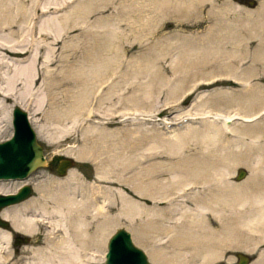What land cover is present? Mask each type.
I'll use <instances>...</instances> for the list:
<instances>
[{"label":"rangeland","instance_id":"1","mask_svg":"<svg viewBox=\"0 0 264 264\" xmlns=\"http://www.w3.org/2000/svg\"><path fill=\"white\" fill-rule=\"evenodd\" d=\"M79 1H54L53 4L48 6L53 7L44 12L42 6L49 3L48 0H37V2H34V0H2L6 5L7 9L5 10L8 11V16L13 17L11 21L13 24L6 29H0V38H6V45L9 46L10 44L12 49L22 48V53L10 52L8 51L10 48L7 47L8 50L0 48V57L6 60L9 59L8 61L11 64L16 61L24 66H28L36 60L37 69L43 71L46 64L45 59L48 56L47 44L52 40L39 34L37 32L38 26L50 16L61 18L66 12H70L72 7L78 4ZM126 1L110 0L111 3L105 2L107 8L93 12L85 26V28L96 29L97 27H94V24L101 21L103 23L108 22L115 27V36L118 37L116 38L117 46L121 50L120 68L117 75L113 77L114 82H118L114 88L117 95L112 99L111 97H105L104 93L107 90L105 83L96 96L93 95L87 100L88 104L85 101V109L80 110L81 112H74L75 116L72 115V117L66 118L65 121V119L59 117V110L65 112L69 107L70 100H73L68 97L70 93L67 95L69 91L66 92L75 86V83L73 84V81H71L74 77L70 70L71 66L66 68L68 69L67 72L65 67L62 68L61 71L65 73L61 74V72L56 77L57 82L63 76L69 81L62 78L64 81L62 79L61 83L59 81L60 85L52 89L51 95H49L46 87L41 86L42 84H38L31 93L25 92L21 102L28 117L30 118V113L35 114L44 127L45 136L38 137L37 135V138L43 146L48 166L37 168L24 180L0 181L11 189H17L22 183L30 184L33 187L30 200L41 198V195L34 189L33 183L43 184L48 180L66 182L69 179L68 177H75V181L71 182L72 189L70 191L73 194L76 193L77 198L83 196L84 193L89 195L97 193L100 196L98 198L99 202H102L104 195L108 196L109 194V197H107L109 201L105 202V215L102 216V219L107 218L112 219V221L106 226L105 237L99 244L100 252L97 254V264H104V261L100 260L102 252L107 248V240L116 229L121 227L127 228L131 232L135 244L147 252L150 262L153 260L151 264H178L176 260H170L160 254L162 250H173L176 247L185 249L187 252V258L181 264H195L194 259L191 258L194 252L193 249L197 244L191 241L192 239H185L184 234L180 235L178 233L177 239L172 238V236H169L170 233L167 228L177 224L182 229V225H188L195 219L191 213H183L182 211L187 210L186 205L190 208H196L188 200L195 193H200L202 186L187 185L185 188H178L180 189L178 190L177 186H169L171 177H174L177 173L181 177H206L202 174L203 172H200V165L197 164V161L204 158V161L211 164L207 169L208 173L211 174L207 176H222L223 174V181L215 179L211 183L212 186H220L219 181V183L229 181L227 183L229 187L236 184L235 187L245 188L243 192L247 194L259 193L264 189V47L259 46L260 37L263 38L264 43V19L260 21V26L258 23L257 27L254 25L257 21L256 17L258 19L264 18V0H202L203 2L201 0H187L188 3L186 0H136L134 10L127 17L123 16ZM251 1L254 3L251 4ZM231 3L233 4L231 5ZM19 5L22 9L25 7L28 10L26 16L19 13ZM120 6L122 7L120 8ZM139 6H142V8L138 9ZM259 7H262V11ZM225 11L226 13H224ZM249 12L252 16L249 15ZM113 14L116 19L111 17ZM71 16L67 21L71 22L73 20V16ZM125 17L127 18L126 21L123 20ZM8 19L11 20V18ZM243 20L249 21V23L253 21L252 25H248L245 29L243 24L239 25L240 21L243 22ZM253 26L254 29H252ZM66 35H69V37ZM66 35L65 41L68 40L67 43L71 44H74V42L76 44L77 37H81V39L83 37V40L89 38L87 42L91 41V36L88 34L82 36L79 29L71 30ZM71 44H68V50L65 49L66 51L63 54L69 55V61H73L72 63L75 64V61L78 60V53L69 48L73 45ZM61 46L62 43L53 45L57 56ZM124 47L125 49L131 48V51L126 52L127 54L123 53L122 48ZM62 64L59 62V65ZM3 68L6 74L14 76L13 65L5 63ZM51 68L54 69L56 66L54 65ZM149 86L151 87L149 88ZM66 88L67 90H65ZM146 89H150L151 92L148 90L146 92ZM143 93H146L145 98ZM100 94L103 96H99ZM136 99H140L137 100V104H135ZM130 100L132 102H129ZM15 106L17 105L13 106L12 101L5 103L6 110L8 108L10 111L11 120L12 110ZM209 106H212L210 111L208 110ZM24 108L22 109L24 110ZM233 113L259 115L252 121H242L241 123L240 120L234 119L230 122L233 129L240 128L243 135L241 138L236 133L223 130L226 128L223 126L221 119ZM212 116H216V124L221 127L220 129L223 128L222 132L224 133L218 135L219 137L216 136L219 146L217 148L210 147V149L215 148L218 150L217 153L207 156L204 153L206 154L209 148L200 131L207 129L210 121L213 120ZM99 127L109 129L107 131L110 132H116L115 146L111 149L113 151L106 150L105 153L97 151L99 146L97 145L96 128ZM189 128L196 131L182 139V147L181 145L172 147L165 140L175 133ZM3 129L5 132L4 136L0 137V142L12 135V121L10 125L7 124ZM255 132H259V137L255 136L257 134ZM88 146L92 149L90 153L87 151L88 148H85ZM81 149L84 150L81 151ZM222 149L223 151H220ZM227 152L230 154H227ZM65 154L74 160V166L67 171L66 175L58 176L55 173V168L58 160L64 158ZM89 154L90 156H88ZM114 155L115 161L112 159ZM226 155H229L228 157L232 155L231 158L233 159L228 158ZM206 157L210 160L208 161ZM224 157L227 158L226 161H223L225 160ZM230 160H234L235 163ZM220 161L222 162L220 163ZM223 162L227 164L225 165ZM108 167L116 168L118 177H130L136 191L147 192L140 195L123 184L100 179L102 175L110 176L108 171L110 172L111 169L109 170ZM239 169H244L247 172L242 180H236V173ZM222 170L227 171L225 173ZM167 182L168 193H166V196L173 193L172 196L168 199L162 197V200L155 199L153 194L159 195V192H157L159 186ZM41 190L42 193L45 191L43 187H41ZM118 190L128 194L134 200L135 204L132 210L134 214L130 213L128 215V213L123 212L120 196L117 194ZM48 204L54 206L52 201ZM172 207H174L172 211L167 210ZM156 213L157 215L158 213L163 214L165 219L160 222L154 221L152 215ZM173 217L174 219H172ZM213 224L211 225L216 229L220 228L215 221H213ZM6 231L16 233L12 226ZM44 233L43 228L42 232L36 237L17 232V234L29 237V241L17 246H14L11 233L10 249H8L10 252L4 260L5 262L3 261L0 264H22L25 258L28 259L32 255L29 249L46 245L48 241H46ZM244 234L247 235H245L246 237L253 239L248 241L247 248L242 244H238L242 243L238 237L235 240L236 244L228 247L230 249L225 248L209 264H238V253L248 256L250 258L248 264H253L258 256L264 252V229L258 233L257 231H250ZM174 240L180 242L177 241L176 243ZM188 259H190V262Z\"/></svg>","mask_w":264,"mask_h":264},{"label":"bare ground","instance_id":"2","mask_svg":"<svg viewBox=\"0 0 264 264\" xmlns=\"http://www.w3.org/2000/svg\"><path fill=\"white\" fill-rule=\"evenodd\" d=\"M35 1L37 2V0H34V2ZM54 1L60 2L61 0H50V1L48 0V2H49V3H47L48 5L44 4V6H42L43 11L47 12L51 7H53V6H51V7H48V6L50 4H53ZM80 1L78 4H75L72 7V10L70 12H66L65 15L62 16L61 18L50 16V17L46 18L45 20H43V22H41L40 25L38 26L37 32L39 34L43 35L44 37L52 40V42H49L47 44L48 45V54H47L48 56L45 59L46 64H45V67H43V71H39L37 69L36 60L34 62H31L30 64H28V66H24V65L18 64V62H16V61L12 62L13 64H11L8 61L9 59L6 60V59H3L0 57V67H1L0 68V137L5 132L3 127L6 126L7 124L10 125L11 121H12L10 118V113H9L10 111L8 110V108L6 110L5 103L8 101H12L13 106L17 105L21 108H24L23 103L21 102L23 94L25 92L31 93L34 89H36L38 84H42L41 85L42 87H46L49 95H51L52 89H55L56 86L60 85V83L62 82L61 81L62 78H65V81L67 80V78L64 77L63 75H62L63 77L62 78L60 77V79H59L60 83H59V81L57 82L58 79L56 80V77L59 76V74L62 72L61 71L62 68H64V67L66 69L67 67L71 66L72 69L70 68V70L74 76L71 81H73V84L75 83V86L73 88H71V89L68 88L69 90H67V88L65 89V90H67L66 92L69 91L67 95H69V93H70V95L68 97H71L73 99V100H70V104H69L68 109L65 112L59 110V117L60 118L62 117V119H65V121H66V118L68 119V117H70V116L72 117V115L74 117L75 116L74 112H77V111L81 112L80 110L85 109V101L88 104L87 100L90 99L91 96H93V95L96 96L99 93L100 88L102 86H104L105 83H106V87H107V90L104 93L105 97H108V98L111 97V99H112V97L114 98L115 95H117L116 90L114 91V88L116 87L115 84H118V82H114L115 79L113 80V77L115 75H117V71L120 68L119 60H120L121 50L117 46L116 38H118V37L115 36L116 35L115 27L111 26L112 24H110L108 22L103 23L101 21H97L96 22L97 24L95 23L96 26L94 24V27H97L96 29H89V27L85 28V26L87 24V20L90 17V15L93 14V12H97L98 10H100L102 8H105V7L107 8V3H105V2H109V3H111V2H110V0H103V1L102 0H82L81 2ZM177 1H179V0H177ZM210 1H212V0H210ZM201 2H203V1L201 0ZM187 3H188V1H187ZM228 4H230V3H228ZM232 4L233 3H231V5ZM115 5H116V3H115ZM135 5H136V0H127L126 4H125V7H126L125 12H124L125 14L123 16L127 17L128 14H130L134 10ZM175 5L177 6V4H175ZM19 7H20V9L18 8V11L20 10L19 13H23V15L26 16L28 13V10L25 7L22 9L20 5H19ZM121 7L122 6H120V8ZM226 7H228V6H226ZM262 7H259V8L261 9ZM141 8H142V6H139L138 9H141ZM231 8H232V6H231ZM5 9H7L6 5H4L2 0H0V29H6V28H8L9 25L11 26L13 24V22H11L13 17L8 16L9 15L8 11H6ZM228 9H230V8H228ZM230 10L232 11V9H230ZM261 11H262V9H261ZM261 11L259 10V12H261ZM244 12H246V11H244ZM250 12L252 13V11H250ZM250 12H249V15H251ZM224 13H226V11ZM224 13H222V14H224ZM71 15L73 16V20L71 18L72 21L69 22V20L67 21V19H69V16H71ZM111 17L113 19H116V16H114V14ZM126 17L123 19L124 21H126V19H127ZM8 18H11V20ZM256 19H257V21L254 25L257 27V23L260 26V21L263 20L264 18L258 19L256 17ZM108 21L110 22V20H108ZM240 22L241 23L239 25L243 24V27H245V29H246V27L248 25L249 26L252 25L251 23L253 21H250L251 23H249V21H244V20H243V22L242 21H240ZM92 27H93V25H92ZM77 29H79L81 31L82 36H85L83 34L90 35L91 41L89 40V42H87L89 38L86 40H83V37L81 39V37H77V35H78L77 34L76 35L77 40L75 39L76 44H75V42H74V44L72 43L73 45L71 43H67L68 40L65 41V35L67 33L71 32V30H77ZM252 29H254V26ZM259 29H260V27H259ZM262 31H261V33H263ZM261 33H259V34L262 35ZM260 35H259V37H260ZM67 37H69V35ZM86 37H88V36H86ZM251 37H253V36H251ZM254 38H253V40H254ZM6 43H7L6 38H0V48L5 49V50H8L10 48L11 50L10 49L8 50L10 52L22 53V48L12 49L10 44H9V46H7ZM8 43H11V42H8ZM60 43H62V46H61V49L58 53L59 55L57 56L56 51H54V49H53V45L54 44H60ZM68 44L72 45L69 48L74 49L75 53H78V56H77L78 60L75 61L76 62L75 64L72 63L73 61L72 62L69 61V55H67L65 53L63 54V52L66 51L65 49L68 48ZM259 46L264 47L263 38H261V37L259 38ZM122 50H123V53L127 54L129 51H131V48L125 49V47H124V48H122ZM59 62L63 63V64L59 65ZM5 63H8L9 65L14 66V74H13L14 76H10L9 74L5 73V71L3 70ZM54 65L56 66V68L52 69L51 67H53ZM67 71H68V69H66V72ZM64 73L62 72L61 74H64ZM69 75L71 76L70 73H69ZM120 78H121V76H120ZM62 80L64 81V79H62ZM67 81H69V80H67ZM179 84H178V87H179ZM65 85L67 86V84H65ZM150 87L151 86H149V88ZM147 90L150 91V89H146V92H147ZM179 90H181V89H179ZM55 91H57V90H55ZM53 94H55V93H53ZM145 95H146V93L145 94L143 93L144 98H145ZM99 96H103V95L100 94ZM105 97H103V98L105 99ZM105 100H107V99H105ZM137 100L139 101L140 99H136L135 104L138 103ZM211 100H213V99H211ZM220 100L222 101V99H220ZM110 101H112V100H110ZM135 101H133V102H135ZM129 102H132V100H130ZM239 103H241V102H239ZM245 105H246V103H245ZM237 106H239V104H237ZM211 107L209 106V108H208L209 111L212 110ZM241 108H242V106H241ZM24 110H26V109L24 108ZM73 110H75V111H73ZM112 111H114V110H112ZM219 111H221V110H219ZM250 113L249 114L248 113H239V114L233 113V114L227 115L226 118L221 119L223 126L226 128V129H223V128L222 129L225 131H229V132L231 131L232 133H236L239 136V138L243 137L242 132L240 131V128L239 129L238 128L233 129L230 126V122L233 121L234 119L240 120L241 123H242V121L243 122L244 121H252V120H255L259 116V115H254V113L253 114H250ZM86 114H87V112H86ZM212 117H213L212 118L213 120L210 121V124L207 126V129L200 131L202 138L205 139V141H207L206 144L208 145L209 149H210V147L212 148V146H214L216 148L219 146V141H218L217 137H219L218 135H223V133H224V132H222L223 130L220 129L221 127L217 126V124H216V121H217L216 116H212ZM29 120L31 122V125L35 129V132L37 133L38 137L45 136L44 135V127L40 124L37 116L35 114L30 113ZM96 129H97L96 130L97 145L99 146V148H97V151H100L101 153H105L106 150L113 151L111 149H113V147L115 146L114 142H115V137L117 136L116 132L115 131L114 132L113 131L112 132L107 131L109 129H103L102 127L101 128L99 127ZM193 131H196V130L189 128L187 130L177 132L172 137H169L165 140L167 141V143L172 145V147H174V146L179 147L180 145L182 147V144H183L182 139L186 135L191 134ZM255 133H257L255 136L259 137V132H255ZM195 138H197V137H195ZM253 139H255V138H253ZM216 143H217V145H216ZM85 148H88V150H87L88 153H90L92 151V149H90L89 146L85 147ZM209 149H207V152H206V154L204 153V155H207V156L211 155L212 156V154H215L218 151L215 148L210 149V150ZM223 149L220 151H223ZM225 149H226V147H225ZM82 150H84V149H81V151ZM230 153H231V151H230ZM230 153L227 152V154H230ZM146 154L148 155L147 152H146ZM88 156H90V154ZM215 156H217V155H215ZM223 156H225V155H223ZM223 156H222V158H223ZM226 156L228 157L229 155H226ZM231 156L228 158L233 159V158H231ZM114 157H115V155L112 156V159L115 161ZM75 159H77V158H75ZM110 159H111V157H110ZM199 159H201V157H199ZM206 159H207V157H206ZM224 159L225 160H223V161L227 160V158H225V157H224ZM234 160H232V161L230 160V161L233 163ZM109 161H111V160H109ZM238 161H240V160L238 159ZM242 161L244 162V160H242ZM221 162L222 161H220V163ZM257 162H256V164H257ZM108 163H110V162H108ZM234 163H235V161H234ZM197 164L200 165V168H201L200 172L201 173L203 172L202 174L205 175L206 177H199V176L181 177L177 173L174 175V177H171V181L169 182L170 183L169 186H171V185H174L175 187L177 186V189L178 188L182 189V188H185V186H187V185L189 186V185H194V184L202 186V190L200 191V193H195L188 200L189 202H192L196 208L194 209V208L187 207V205L185 204L187 210L182 211L183 213H187V212L191 213L192 215H194L195 219L192 222L188 223V225H185V226L182 225V229H181V226L177 225V224H175L174 226L173 225L169 226L167 229L169 230V233H170L169 236H172V238L175 237L177 239L178 233L180 235L184 234L183 237L185 239H187V240L192 239L191 241H194V243L197 244V246L193 249L194 252H193L192 258H191V259H194L195 264H209L215 257H217L221 252H223V250L225 248L231 247L234 244H236L235 240L238 237H239L238 238L239 241H242V243H238V242L237 243L242 244L245 248H247L248 241L253 240V239L246 237L247 235L244 234L245 232L257 231V233H258L262 229H264V189H262L261 192L255 193V194H250L248 191L249 194H247V193L243 192V190H245V188L241 189L240 186L235 187L236 184H234V186H232V187H229L227 184L229 181L226 182L225 180L224 181L226 184L224 182L219 183L220 182L219 181L218 184L219 185L221 184L220 186H217V187L212 186V184H211L212 181L215 179L222 180L223 174H222V176H217V175L216 176L215 175L214 176H207V175L211 174L210 172L208 173V170H207V169H209L211 164H209L207 161H204V158L201 159V161H197ZM216 164H217V161H216ZM223 164L226 165L227 163L223 162ZM114 165H115V163H114ZM212 165H214V164H212ZM215 167H218V166H215ZM197 168H198V166H197ZM108 169L109 170L111 169L110 172L107 170L110 176H103L102 175V177L100 179H103V180L107 179L108 181H114V182L123 184V185L127 186L128 188H131L134 192H137V194H140V195H143L147 192V191L146 192L144 191L145 192L144 193V192L136 191L130 177H118V174L116 173V171H117L116 168L113 169L112 167L111 168L108 167ZM127 169H128V167H127ZM220 170H219V172H221ZM226 171H225V173H226ZM218 175H219V173H218ZM104 177H106V178H104ZM68 178L69 179L66 182L49 181L48 180V181L44 182L43 184H34L33 183L34 189L41 195V198H38V199H32L31 198L32 200L29 199L30 201L27 200L28 202L24 201V202H21L19 204L14 205L16 207L11 206L12 208L11 207L5 208L1 211L0 215L3 218L10 221L11 226L15 232H21V233L26 234L28 236L31 235V237H36L38 234H40V232H42V228L45 230L44 236L47 239L46 241H48V242H46V245L43 247H37V248L29 249L31 251L32 255L28 259H26V258H25V260L22 259L23 260L22 264H97V262H96L98 259L97 254L100 252L99 251L100 250L99 244L101 243V241L105 237L104 231H105L106 226L108 224H110V221H112V219H107V218L102 219V216L105 215V211H104L105 208L104 207H105V202H107V200H108L107 197H109V194H108V196L104 195L105 197H104V199H102V202L101 201L99 202L98 198L100 196L97 193H96L97 195L95 193L92 195L84 193L83 196H78V198H77L76 193L73 194L70 191L72 189L71 182L75 181V177H68ZM167 184H168V182L163 183L159 186V190H157V192H159V195H157L156 193L153 194L155 199H161V197L163 199H168V197L172 196L173 193L171 195L166 196V193H168L167 192L168 191ZM41 187H43L45 190L43 193H42ZM15 189L8 188V186L6 184H3V182L0 181V193H12V192L16 191ZM180 189H178V190H180ZM230 189H231V191H230ZM117 194L120 196L121 206L123 208V212L128 213V215L130 213H133L132 210H133V207L135 204L133 202L134 200H132L131 197L128 196V194L122 192L121 190H118ZM51 201L54 202V206H49L48 203ZM171 203H173V202H171ZM137 206H139V205H137ZM173 209H174V207L169 208L167 210L172 211ZM138 211H137V213H138ZM138 215H139V213H138ZM152 216H153L154 221L156 220L157 222H160V221L165 219L164 215L160 214V213H158V215L156 213L155 215H152ZM144 217H146V216H144ZM132 218H134V217H132ZM132 218H130V219H132ZM130 219H128V220H130ZM172 219H174V217ZM213 221H215L216 223L219 224V226H220L219 229L218 228L216 229L215 227H213L211 225V224H213ZM11 233L6 231V229L0 228V263H2L6 259L8 253L10 252L8 249H10ZM251 236H253V235H251ZM174 241H176V243H177V241H179V240H174ZM184 241H186V240H184ZM228 249H230V248H228ZM242 249H244V248H242ZM11 250H12V248H11ZM187 250H189V249H187ZM5 251H7V253L4 254ZM105 251L102 252V258L100 261H104L102 259L104 258ZM245 251H248V250H245ZM160 254L163 255V257H166L170 260H176V262H178V264L184 263L186 258H187L186 257V255H187L186 250L181 249L180 247L179 248L176 247L173 250L172 249L167 250V251L162 250V252ZM154 255H155V252H154ZM150 259H151V255H150ZM188 260L190 262V259H188ZM253 264H264V252H262L258 256L257 260H255V262Z\"/></svg>","mask_w":264,"mask_h":264},{"label":"water","instance_id":"3","mask_svg":"<svg viewBox=\"0 0 264 264\" xmlns=\"http://www.w3.org/2000/svg\"><path fill=\"white\" fill-rule=\"evenodd\" d=\"M12 135L0 142V180H24L39 167L48 166L43 146L29 121L27 112L15 106L12 110ZM74 166V160L65 156L58 160L55 173L64 176ZM244 169L237 170L236 180L246 176ZM33 187L24 183L12 193H0V213L9 206L19 204L32 196ZM0 228L10 229L9 220L0 215ZM15 246L26 243V235L17 234ZM13 238V239H14ZM104 264H151L147 252L137 246L131 232L124 227L116 229L108 238ZM238 264H248L250 258L237 254Z\"/></svg>","mask_w":264,"mask_h":264},{"label":"flooded vegetation","instance_id":"4","mask_svg":"<svg viewBox=\"0 0 264 264\" xmlns=\"http://www.w3.org/2000/svg\"><path fill=\"white\" fill-rule=\"evenodd\" d=\"M251 4H253L254 2H250ZM10 232H12V231H10ZM17 235V232L15 233V234H13V232H12V236H13V238L15 237ZM28 241H29V239H28ZM14 242H15V238H14ZM15 246V245H14Z\"/></svg>","mask_w":264,"mask_h":264}]
</instances>
